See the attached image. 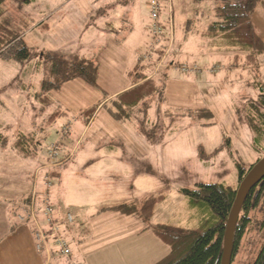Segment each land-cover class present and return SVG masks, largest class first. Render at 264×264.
Listing matches in <instances>:
<instances>
[{"label":"crops","instance_id":"obj_1","mask_svg":"<svg viewBox=\"0 0 264 264\" xmlns=\"http://www.w3.org/2000/svg\"><path fill=\"white\" fill-rule=\"evenodd\" d=\"M37 1L35 0L34 2L32 0L31 4H36ZM40 1V5H35L36 8L43 7L38 17L36 19H24L25 25H28L25 28L24 39L30 48L38 51L55 52V49H46L43 47L44 45L39 46L36 43H41L39 40L46 35L52 36L53 40L60 39L59 33L63 21L62 19H56V13L60 10V0ZM95 1L97 0H81L84 5ZM122 2L118 1V3L115 2L114 4V0H111L105 5L107 6L106 10L109 11L101 10L100 16L105 14L107 18L105 19L104 28L91 23L94 20L91 18H95V13L98 12L96 9L86 10L85 12L80 10L69 14L72 18L73 28L81 33L80 37L85 33L90 34L85 36L84 46L81 47L82 50H87L90 47L87 44L91 45V43H95L100 39L103 41L102 45H98V48L101 47L102 50L96 59L99 66L98 88L88 85L82 79H74L64 84L59 90H52L49 93L51 97L50 104L45 106L35 98L41 90L42 82L46 80L43 73L41 77L37 75L40 79L37 80L36 84L38 83L40 88L35 87L36 84L34 82L32 83L34 73L25 72V68L28 65H24V75L21 76L19 74L12 79L22 82L21 85L23 87L20 88L27 95L28 102L25 103L24 101V108L20 109L24 113V120L23 118L19 119L24 122V128L35 130L41 122L46 124L47 121L52 119L53 114L62 112L60 113L61 115L53 119L54 121L52 120L53 122L47 129L61 118L66 123L63 127L69 125L70 128H73L77 125L81 130L84 127V133L91 129L95 122L99 120V117L103 115L102 117L107 123L113 140L118 141L121 136H125L124 130L120 128L124 127L123 123H118L102 106L132 87L128 79V73L139 65L142 54H144L140 55V49L145 46L148 48L151 46L152 41L150 37L148 39L151 26L149 0L146 2L144 20L140 18L139 11H129L128 14ZM134 14L138 17L139 23L133 21ZM81 18H85V21L81 22L79 26L74 23V20ZM88 18L91 20L87 22ZM188 22L189 26H191L192 22L190 20ZM206 27L208 28V24ZM63 33L68 34L69 32L63 31ZM202 36L206 35L202 33ZM208 38H213L214 48L212 50L201 48L192 63L186 62L183 65H197L206 70L209 66L217 64L213 60L226 59L228 57V60H231L233 53L228 48L224 50L221 39ZM42 40V44H45L46 41ZM73 40H75V37H71V45L75 42ZM217 41L218 45L220 43L218 47H216ZM71 45L56 48L66 50V48H71ZM169 64V66L164 64V68L168 67L169 71L171 69L182 77L181 84L183 88L181 91L183 94L181 97L185 98V103H182L183 107H186V99L187 105H192L193 99L196 96L200 97L204 87L209 83L210 80L206 78L208 74H203L204 72L202 74L183 73L176 68L177 64L181 63H178L175 57ZM220 71L216 74H219ZM178 79L180 78L178 77ZM175 81H169L167 89H165L164 108H171L170 105L182 107L180 103L172 101L169 96V85L176 83ZM11 82L2 88L0 93L6 91ZM29 97L30 99H28ZM9 98L13 100L14 97L9 96ZM9 98L4 96V98L0 99V106H5L6 103H9ZM14 101L19 102V98L15 97ZM95 105H99V107L94 116L88 123L85 122L83 114L90 111ZM0 116L2 117L1 122L5 124V126L0 125V128L10 127L7 126L9 117L1 112ZM24 134L29 133L24 132ZM68 134L62 135L58 139V144L62 145V141L67 140ZM121 139L126 145L129 144L131 146L136 141L132 137L127 140L123 139V137ZM119 143L121 144L120 141ZM78 144L79 141L75 143V146L77 147ZM7 147L8 145L0 147V264H157L171 253V249L152 230L148 229L147 225L169 224L192 229L199 226L203 218L201 210L197 206H193L190 200L180 193V189L176 190V197H172L171 192L163 194V192L159 193L156 190L157 182L155 179L158 176V172L152 164L149 165L150 154L141 148H137L135 151L129 149L133 151L129 155H131L132 160H146L144 164L151 166L152 170L150 168L140 170L135 167V171L138 173V187L143 188L144 192L141 193L140 197L129 196L125 190L118 192L121 198H118L116 203L107 207L99 203L94 204V200L97 199L95 195L98 194H94V191L99 187L100 183L93 180L94 178H101L107 169L88 168L82 170V167H80L75 170L73 165L77 153L70 151L63 159L59 157V162L48 171H39L40 174L37 175V172L28 168L27 164L29 162L26 160L23 162V169L19 159L13 154L14 150L12 147L9 146L12 151H6ZM119 149L121 148L112 147L115 155H117V150ZM88 156L89 154H82L80 158L86 159V166L90 165L88 163L90 160L87 161ZM47 173H51L54 180L53 187L51 186L52 188L50 187V189L45 187ZM34 177H37V182ZM108 192L116 191L111 187ZM35 195L36 214L39 223L46 232H50L51 225L47 221L44 205V200L48 199L53 207V219L54 223L58 225L59 235L69 244L70 257L58 254L57 247L53 244V234H50L49 239L50 253L38 251L34 237V223L29 220L25 223L19 220L18 217L25 215L28 211V200ZM160 195H165V199L156 205L155 214L152 220L147 223L137 215H126L109 210L102 211L104 208H112L121 204L134 203L140 205L146 199ZM174 199L177 202L171 205ZM183 201H186V203ZM68 214H71L73 218L71 223L67 220ZM173 214L179 215L176 220Z\"/></svg>","mask_w":264,"mask_h":264},{"label":"rangeland","instance_id":"obj_2","mask_svg":"<svg viewBox=\"0 0 264 264\" xmlns=\"http://www.w3.org/2000/svg\"><path fill=\"white\" fill-rule=\"evenodd\" d=\"M109 1L111 0H97L93 3L84 5L81 0H60V10L56 13V19H62L63 21L59 33L60 39L53 40L52 36L46 35L42 38L46 41L45 44H42V39L39 40L41 43L36 44L39 46L44 45L43 47L46 49H55V52L61 53L63 56L60 57L68 62L75 60L81 61L84 59L90 62H96L97 56L102 50L101 47L98 48V45H102L103 43L102 39L95 43H91V45L87 44L90 47L87 48V50H82L81 47L84 46L83 43L85 42L84 38L90 34L85 33L80 37L81 33L75 31L73 28V23L71 22L72 18L69 14L80 10L85 12L86 10L96 9L98 12L95 13V18H91L94 19L91 23L104 28L105 19L107 18L105 14L100 16V12L101 10L109 11L106 10L107 6H105ZM118 1H123L124 9L128 14L129 11H139L140 18L142 20L145 19L146 14H144V11L146 10L145 6L147 0H114V4L115 2L118 3ZM40 2L41 1L38 0L36 4L27 5L24 4L23 0H7L3 10L6 20L11 24L7 25L5 29L19 34L23 33L24 19H36L43 9V7L36 8L35 6L40 5ZM219 4L220 3L216 0H172V5L169 10L167 8L168 6L163 8L162 20L169 18V11L172 9L175 24V43L171 48L169 57L167 59H162L159 62L162 66L158 64V68L162 67L160 70L161 72L169 73L165 89H167L169 81L176 80V83L169 85V96L172 101L180 103L182 107L170 105L171 108H162L161 106H163L164 103L156 105L154 103L156 98H152L147 113H145L144 108L140 110L141 114H139V117L142 125L138 121H118L113 117L118 123H123L124 125V127L120 128L124 130L125 136H121V138L123 137V139L127 140L132 137L136 139L135 144L132 146L129 144L126 145L121 138L118 141L112 139L107 123L102 117L103 115L99 117V120L95 122V125L91 129H88L84 133V127L81 130L77 125L73 128H70L69 125L64 126L68 129L70 128L67 133L64 132L63 125L66 123L59 118L52 127L47 129V126H45L47 129L44 131L46 139L40 144L35 159L32 160L21 157L12 147L16 137L20 133L24 134V132L30 133L37 131L39 134L37 140H40L39 127L43 122H41L39 127L35 130L23 127L24 122H21L19 119L23 118L24 120V113L20 109L24 108V101L25 103L28 102L27 95L22 88H20L23 86L19 85V81L17 79H12L19 74H21V76L24 75V66L14 62L7 63L0 60V90L12 80L11 84L7 87L8 89L0 93V99L4 98V96L8 98L9 96L14 97L13 100L9 98V103H6L5 106H0V112L9 117L7 126L10 127L0 128V134L7 137L10 143L5 150L12 151V147L14 150L13 154L19 159L21 167L24 169L23 162L26 160L29 162L27 164L28 168L37 172V175L40 174L39 171H48L51 168L49 165L51 164L52 157L51 154L47 157V152L53 149V153H56L59 148H61V151H58L61 159H63L65 155H68L70 151L77 153L73 165L75 170L80 167H82V170L88 168L107 169L101 178L93 179L100 183L99 187L94 191V194L98 193L95 195L97 199L94 200V204L96 205L99 203L107 207L116 203L118 198H121L118 192L125 190L129 196L135 197H140L141 193L144 192L143 188L138 187V173L135 171V167H138L140 170H147L149 168L151 169V166L144 164L146 160L135 161L131 159L129 153L137 150V148L143 149V151H146V153H149L151 156L149 165L152 164L158 172V178L156 177L155 180L157 182L156 190L159 191V193L163 192V194H167L171 192L172 197H176L175 193L177 189H196V185L203 182L220 183L233 188L238 187L239 165L245 170H248V168L254 165L261 157L260 154L253 149L252 140L254 136L246 124L245 115L247 114L248 102L252 99H256L260 93L258 89H255V81L264 84V55L258 58L259 64L257 66H245V61L240 60L237 66L233 67V61L230 62V60H228L229 57L226 59L213 60L216 61L217 64L209 66V68L219 66V70H221L220 73L214 76L203 70V74H208L206 78L210 81L204 87L201 96H196L193 99L192 105H187L186 99V107H183L185 98L181 97L183 94L181 91L183 88L181 84L182 77L179 73L173 72L171 69L169 71V68H163L164 64L169 66V63L174 57L177 59L178 63H181L177 64V66H180L186 62L192 63L201 48L211 50L214 48L212 42L213 38L202 36V33L205 31L204 28L207 24L216 21L214 11ZM131 18L133 17L131 16ZM91 19L88 18L87 22ZM126 19L129 20L128 17H126ZM189 20L192 22L191 26L188 24ZM84 21L85 18H81L79 20H74V23L79 26L80 23ZM133 21L139 23L138 17L135 14ZM254 22L258 26L263 38L264 0L258 2L257 11L254 15ZM63 31H68L69 33L65 34ZM1 34L3 36L6 35L5 33ZM71 37H75V40H73L75 42L72 45L70 44ZM149 37L152 40L150 34L148 39ZM169 40L163 42L160 46H168ZM69 45L72 47L66 48V50L63 48H56ZM219 45L217 41L216 47ZM146 47L147 46L140 49V55L145 52H151V50ZM223 48H225L224 50L228 48L225 43L223 44ZM36 59L37 58L33 59L32 65L37 63L35 61ZM41 67L39 73L33 74L34 80L32 83L34 82L36 84L37 80L40 79L37 75L41 77L43 73L46 79H49L50 75H52L50 69L46 68L44 64H41ZM32 70L33 69L30 67V72ZM178 77L180 79H178ZM51 80L55 81V78H51ZM35 87L40 88L38 83ZM15 97L19 98V102L14 101ZM28 99H30V97ZM158 107L159 110H157ZM187 108L193 110L207 108L212 116L180 115L181 113L173 111L178 109L187 110ZM168 110L171 112H168ZM200 113L202 112H198V114ZM1 121L2 117L0 116V125L5 126ZM64 134H68V138L66 141H62V145L59 147L57 146L59 145L58 139ZM78 141L79 144L76 147L75 143H78ZM112 147L121 148L117 150V155H115V151L112 150ZM82 154H89L87 157V161L90 160L88 162L90 164L89 166H86V159H80ZM46 177V181L51 180L54 183L53 178H51L48 173ZM34 178L37 182V177ZM45 187L47 188L46 184ZM111 187L114 188L116 192H108ZM176 202L177 200H172L171 205L176 204ZM183 202L186 203V201ZM138 206H142V204ZM155 210L156 207L154 209V214ZM244 214H246V212L242 211V215ZM178 216L177 214H173L175 220ZM263 221L264 198L255 208L251 209L232 264L255 263L264 243V229L261 225Z\"/></svg>","mask_w":264,"mask_h":264},{"label":"trees","instance_id":"obj_3","mask_svg":"<svg viewBox=\"0 0 264 264\" xmlns=\"http://www.w3.org/2000/svg\"><path fill=\"white\" fill-rule=\"evenodd\" d=\"M6 1L0 0V60L7 63L14 62L21 66L28 65L25 68V72H30L31 67L33 69L31 71L32 73H39L42 68L41 64H44L46 68L50 69L52 75H50L49 79L42 82L41 90L35 96L36 100L45 106L49 105L51 99L49 93L52 90H59L64 84L74 79H82L88 85L98 88L99 66L97 62H90L85 59L68 62L60 57L63 56L61 53L38 51L30 48L24 39L25 28L28 27V25H25V22L23 33L19 34L11 30H6L5 27L11 24L6 20L3 10ZM150 1L148 2V6ZM216 1L220 3L214 11L216 21L208 24V28H205L207 29L206 32L204 31L203 33L207 37L219 38L223 41V44L225 43L227 45L233 53L230 60L231 62L233 61V67L237 66L240 60L245 61V66H257L259 64L258 58L264 55V40L254 22L258 2L261 0ZM23 2L29 5L32 3V0H23ZM159 5L161 7L159 13L160 26L165 30L164 39L159 40L157 36H154L150 31V26L149 33L152 38V44L148 48L151 52H145L142 55L150 56L151 60L140 59L139 65L128 73V79L132 87L115 99L104 103L102 106L118 121L133 120L138 121L142 125L139 117V114H141L140 110L144 108L145 113H147L152 98H156L154 102L156 105L165 102V85L169 73L161 72L162 67L158 68V64L165 53L171 51L175 43V24L172 9L169 11V18L162 20L163 8L168 6L167 8L169 10L172 5V0H159ZM1 33H5L6 35L3 36ZM167 40H169V45L161 47L160 45ZM35 58H37L35 60L37 63L32 65V61ZM187 66L191 67L192 65ZM212 68L210 67L206 70L202 68L201 71L205 70L207 72V70ZM164 69H168V67ZM51 78H55V81L51 80ZM21 84L22 82L19 81V85ZM254 85L255 89H258L260 93L256 99L248 102L245 121L249 130L253 133L252 146L260 154V159L248 168V170H245L239 165L238 187L233 188L220 183H198L196 189L179 190L184 197L190 200L193 206H197L201 210L203 218L199 226L192 229L165 224H159L157 226L147 225L148 229L152 230L171 249V253L157 264H221L225 232L237 199L238 189L253 172L256 165L264 158V84L255 81ZM98 107L99 105H95L90 111L83 114L85 122L88 123L91 120ZM159 107L157 110H159ZM162 107L164 108V105ZM173 111L181 113L180 115L212 116L207 108L197 110L178 109ZM168 112L171 111L168 110ZM198 112L202 113L198 114ZM60 113L62 112L53 114L54 116L51 120L39 127L40 140H37V136H39L37 131L29 134H19L12 146L13 149L25 159H35L40 144L46 139L44 136L46 128L43 125L50 126L51 122L54 121L53 119L61 115ZM65 129L67 133L69 129L67 127L64 128V132ZM8 144L7 137L0 134V147H5ZM57 146L60 147V144ZM59 150L61 148L57 149L56 158L52 156L53 149L47 152L52 157L51 167L59 162ZM49 175L53 178L51 173ZM263 198L264 178L257 186L252 188L244 200L233 238V259L237 253L244 233L245 223L248 221L251 209L255 208ZM163 199H165V196L160 195L146 199L142 206L134 203L121 204L112 208H104L102 211L109 210L126 215H137L147 223L151 220L156 205ZM31 201L32 197L28 200L27 206L30 205ZM50 207L52 208L53 215V207L51 204ZM242 211H245L246 214L242 215ZM261 225L264 229V221ZM254 264H264V243Z\"/></svg>","mask_w":264,"mask_h":264},{"label":"built area","instance_id":"obj_4","mask_svg":"<svg viewBox=\"0 0 264 264\" xmlns=\"http://www.w3.org/2000/svg\"><path fill=\"white\" fill-rule=\"evenodd\" d=\"M149 10L151 15V28L150 31L153 33L154 36H157L160 39L165 37V30L160 26V18L159 13L161 10V7L159 5V0H151L149 4ZM183 72H193L196 70V68H193L192 66H182ZM218 71V67L215 66L212 69L207 70V73L210 75H213V73ZM203 71H201L202 73ZM200 73V74H201ZM199 74V73H198ZM67 130L65 129V132ZM52 156L56 158V153L52 152ZM47 188H50L53 185V182L51 180L46 181ZM46 198V197H45ZM45 205V213L48 223L51 225L52 229L48 233L44 230V228L41 226V224L38 221L37 214H36V195L32 197V201L29 206H27V213L25 215H20L18 218L21 222L31 221L35 225V231H34V237L36 241V247L38 251H47L50 253L49 250V239L50 234L54 235V241L53 244L57 247V252L61 256L70 257L71 251L68 242L65 241L62 237L59 235L58 228L54 225V219L52 215V208L50 207L49 200H44ZM68 221L71 223L73 221V218L71 215H68Z\"/></svg>","mask_w":264,"mask_h":264},{"label":"water","instance_id":"obj_5","mask_svg":"<svg viewBox=\"0 0 264 264\" xmlns=\"http://www.w3.org/2000/svg\"><path fill=\"white\" fill-rule=\"evenodd\" d=\"M263 178H264V158L256 165L253 172L240 185V188L237 193V199L234 204L225 232L224 251H223L221 264H232L233 238L244 200L249 194V192L252 190V188L257 186L262 181Z\"/></svg>","mask_w":264,"mask_h":264},{"label":"bare ground","instance_id":"obj_6","mask_svg":"<svg viewBox=\"0 0 264 264\" xmlns=\"http://www.w3.org/2000/svg\"><path fill=\"white\" fill-rule=\"evenodd\" d=\"M170 52H171V51H167V52L165 53V55L163 56L162 59H167V58L169 57V55H170ZM141 59H144V60H151V57H150V56H147V55H143ZM159 65L162 66L160 63H159ZM180 66H181V67H180ZM180 66H176V68H178L180 71H182V69H181L182 66H186V65H180ZM192 67H193V68H196V70L193 71L194 74H198V73L200 74V73H201L202 68H200V67L197 66V65H192ZM217 67H218V71H219V66H217ZM218 71L216 70V72L213 73V75H215ZM182 72H183V71H182ZM183 73H186V72H183ZM54 225L58 228V225H56L55 223H54ZM51 229H52V227H51ZM50 231H51V230H50ZM48 233H49V232H48Z\"/></svg>","mask_w":264,"mask_h":264}]
</instances>
